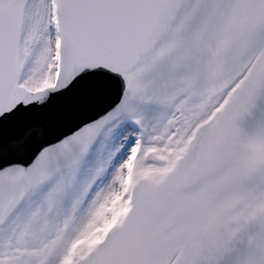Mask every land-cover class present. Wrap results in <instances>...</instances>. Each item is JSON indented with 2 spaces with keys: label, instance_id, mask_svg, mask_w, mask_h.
I'll use <instances>...</instances> for the list:
<instances>
[{
  "label": "snow or ice",
  "instance_id": "1",
  "mask_svg": "<svg viewBox=\"0 0 264 264\" xmlns=\"http://www.w3.org/2000/svg\"><path fill=\"white\" fill-rule=\"evenodd\" d=\"M0 264H264V0H0Z\"/></svg>",
  "mask_w": 264,
  "mask_h": 264
},
{
  "label": "rangeland",
  "instance_id": "2",
  "mask_svg": "<svg viewBox=\"0 0 264 264\" xmlns=\"http://www.w3.org/2000/svg\"><path fill=\"white\" fill-rule=\"evenodd\" d=\"M117 203H116V206L114 207V212H115V215H116V211H117ZM125 210V209H124ZM115 222V217L113 218V220L109 223L108 227H111L112 223ZM93 243H95V241H93Z\"/></svg>",
  "mask_w": 264,
  "mask_h": 264
}]
</instances>
